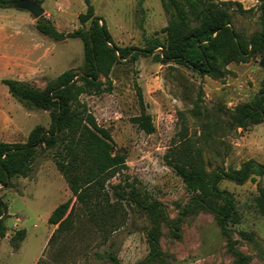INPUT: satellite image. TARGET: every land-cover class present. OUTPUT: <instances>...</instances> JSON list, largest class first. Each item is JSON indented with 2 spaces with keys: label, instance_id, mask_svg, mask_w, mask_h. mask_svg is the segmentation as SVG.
Instances as JSON below:
<instances>
[{
  "label": "rangeland",
  "instance_id": "1",
  "mask_svg": "<svg viewBox=\"0 0 264 264\" xmlns=\"http://www.w3.org/2000/svg\"><path fill=\"white\" fill-rule=\"evenodd\" d=\"M48 18L62 32L86 30L80 24L85 12L83 0H38ZM251 11L239 12L233 5L234 28L245 35L258 30L257 0H233ZM94 14L103 18L112 42L118 47L143 48L147 41H165L163 28L169 14L161 0H90ZM31 13L14 7L0 8V80L13 78L38 88L67 69L83 71V44L80 38L53 40L35 28ZM155 49L153 53H157ZM99 91L82 94L79 102L109 130L114 152L125 165L104 183L93 201L114 205L115 218L101 230L88 218L57 170L48 150L37 153L27 177L15 175L12 186H0L5 202L6 234L0 237V264H137L149 252L147 231L152 216L137 207L128 196L135 188L147 203L158 201L162 216L158 241L169 264H232L236 251L248 264H264V175L242 184L219 179L216 185L232 193L238 222L227 223L234 250L220 233L214 215L192 199L191 193L166 156L184 145L199 150L208 174L215 168H238L246 160H264V119L244 127L231 124L229 113L251 102L264 89V69L259 56L247 62H231L219 78L201 75L174 62H159L151 55L134 61L115 62L108 80L101 77ZM137 88L155 130L146 134L131 118L139 114ZM49 110L28 109L14 99L0 81V141L23 143L37 124L48 128ZM72 198L68 228L55 232L48 222L52 210ZM24 229L15 249L11 237ZM53 235V239L50 240ZM146 264H155L147 262Z\"/></svg>",
  "mask_w": 264,
  "mask_h": 264
},
{
  "label": "trees",
  "instance_id": "2",
  "mask_svg": "<svg viewBox=\"0 0 264 264\" xmlns=\"http://www.w3.org/2000/svg\"><path fill=\"white\" fill-rule=\"evenodd\" d=\"M10 1L0 0V8L10 7ZM83 1L86 10L78 14V21L85 24L89 20L86 30L76 29L65 33L59 31L48 18L40 16L35 20V28L53 40L81 39V73L72 69L64 70L43 88L13 78L0 80L7 87L8 93L22 106L49 110L50 117L48 128L35 125L23 143L0 141V186H12L11 178L15 175L27 177L37 153L48 150L57 170L66 181L74 202L83 206L89 220L102 230L111 218H115V206L99 204L93 199L104 190L105 181L125 165V158L121 153L114 152L109 130L97 123L94 115L79 102V96L99 91L100 78L108 80L115 62L125 59L134 61L140 55L153 54L156 61L174 62L212 78L221 77L229 63L247 62L254 55L259 56V65L264 69V0H257L259 28L250 35L237 31L233 26V5L239 12L251 11V8L243 9L238 1L161 0L164 10L169 14L167 25L163 28L165 41L152 38L143 48L114 45L103 18L94 14L90 0ZM155 49L158 52L154 54ZM137 98L139 114L133 116L131 121L144 133L151 134L155 126L150 114L146 112L139 88ZM229 118L235 127L262 121L264 89L251 102L230 112ZM184 146L174 150L169 157L166 156V163L193 193L195 203L214 215L220 233L227 238L229 248L234 250L227 223L238 222L236 202L232 193L219 189L216 182L227 179L235 184H242L256 175H264V160L261 163L249 159L238 168L217 167L208 174L200 151H193L187 144ZM120 191H116L120 199L128 196L137 207L150 214L154 222L147 231L149 252L137 264H169L162 256L157 234L163 213L161 204L158 201L147 203L135 188L129 193ZM74 202L69 198L50 213L48 222L57 224L55 232L69 227ZM6 209L5 202L0 198V237H4L7 230L4 224L8 215ZM24 235L25 230L21 229L11 237L15 249ZM236 254L237 259L232 264H248L242 252L236 251ZM108 259L119 264L117 257L111 252L108 253Z\"/></svg>",
  "mask_w": 264,
  "mask_h": 264
},
{
  "label": "water",
  "instance_id": "3",
  "mask_svg": "<svg viewBox=\"0 0 264 264\" xmlns=\"http://www.w3.org/2000/svg\"><path fill=\"white\" fill-rule=\"evenodd\" d=\"M9 6L28 11L35 19L39 18L44 13V9L38 0H11Z\"/></svg>",
  "mask_w": 264,
  "mask_h": 264
}]
</instances>
